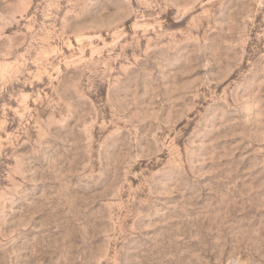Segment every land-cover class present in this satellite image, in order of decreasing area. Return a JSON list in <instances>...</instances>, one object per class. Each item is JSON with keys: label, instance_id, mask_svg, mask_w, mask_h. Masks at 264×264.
<instances>
[{"label": "rangeland", "instance_id": "374dc122", "mask_svg": "<svg viewBox=\"0 0 264 264\" xmlns=\"http://www.w3.org/2000/svg\"><path fill=\"white\" fill-rule=\"evenodd\" d=\"M0 264H264V0H0Z\"/></svg>", "mask_w": 264, "mask_h": 264}]
</instances>
